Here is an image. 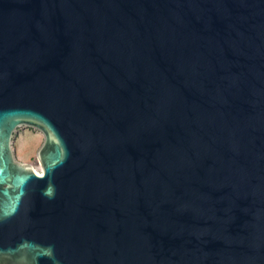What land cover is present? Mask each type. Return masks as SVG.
Here are the masks:
<instances>
[{
    "label": "water",
    "instance_id": "obj_1",
    "mask_svg": "<svg viewBox=\"0 0 264 264\" xmlns=\"http://www.w3.org/2000/svg\"><path fill=\"white\" fill-rule=\"evenodd\" d=\"M0 264H264V0H0Z\"/></svg>",
    "mask_w": 264,
    "mask_h": 264
},
{
    "label": "rangeland",
    "instance_id": "obj_2",
    "mask_svg": "<svg viewBox=\"0 0 264 264\" xmlns=\"http://www.w3.org/2000/svg\"><path fill=\"white\" fill-rule=\"evenodd\" d=\"M43 142L44 134L40 130L30 126L18 127L12 138L16 160L41 170L37 152Z\"/></svg>",
    "mask_w": 264,
    "mask_h": 264
},
{
    "label": "bare ground",
    "instance_id": "obj_3",
    "mask_svg": "<svg viewBox=\"0 0 264 264\" xmlns=\"http://www.w3.org/2000/svg\"><path fill=\"white\" fill-rule=\"evenodd\" d=\"M35 169V168H34ZM35 171L37 172V173H41L42 172V169L41 170H39V169H35Z\"/></svg>",
    "mask_w": 264,
    "mask_h": 264
}]
</instances>
